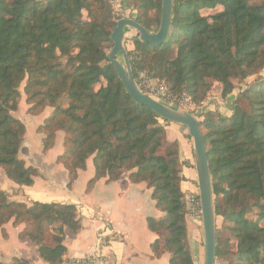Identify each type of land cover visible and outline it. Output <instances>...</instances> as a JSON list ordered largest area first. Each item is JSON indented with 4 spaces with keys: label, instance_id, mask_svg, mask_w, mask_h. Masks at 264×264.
Returning a JSON list of instances; mask_svg holds the SVG:
<instances>
[{
    "label": "trees",
    "instance_id": "obj_1",
    "mask_svg": "<svg viewBox=\"0 0 264 264\" xmlns=\"http://www.w3.org/2000/svg\"><path fill=\"white\" fill-rule=\"evenodd\" d=\"M129 1L138 12L136 22L148 31L159 26L161 0ZM207 11L215 12L205 16ZM115 26L107 0H0V168L18 186L29 187L39 176L18 157L25 127L11 115L25 80L28 112L52 108L37 128L44 135L43 150L53 147L57 131L65 135L56 161L67 172V187L89 159L94 175L88 187L124 173L130 183H145L163 213L147 219L148 229L159 235L153 252L168 251L170 264H193L186 246L178 146L166 142L160 118L132 100L109 63ZM127 56L135 80L145 72L163 81L171 98L186 93L195 104L215 83L225 99L235 81L253 78L233 102L230 117L207 112L197 120L215 226L221 217L227 239L235 242L230 258L216 236L215 259L264 264V0H173L166 41L159 46L133 41ZM9 222H27L19 238L31 241L46 264H63L64 229L75 234L81 228L73 206H27L8 201L0 190V228Z\"/></svg>",
    "mask_w": 264,
    "mask_h": 264
},
{
    "label": "crops",
    "instance_id": "obj_2",
    "mask_svg": "<svg viewBox=\"0 0 264 264\" xmlns=\"http://www.w3.org/2000/svg\"><path fill=\"white\" fill-rule=\"evenodd\" d=\"M124 47L127 52L130 50V46ZM252 81L253 78H248L241 82L225 99L221 98V86L215 83L203 113L213 112L223 118L230 117L233 102ZM21 107L22 104L19 105ZM18 112L12 117L25 127L18 157L26 167L37 169L39 176L29 187L18 186L2 176L0 189L11 202L27 206L33 203H57L75 208L81 228L75 234L68 228L64 229V261L97 250L109 264H170L168 251L161 249L159 254H155L152 250V244L159 235L148 229L147 219H160L163 213L155 206L151 190L146 184L130 183L128 173H124L110 183L100 179L88 187L94 175L89 159L85 170L78 173L77 179L68 188L67 172L56 161L63 153L62 134L57 133L53 147L44 151V135L37 132V128L48 117L49 109L37 115H27L24 110ZM158 122L164 128L166 140L178 146V158L182 166L180 189L185 199L197 192L192 142L186 137L185 127L162 120ZM184 221L186 246L193 264H200L203 260L202 224L187 213ZM21 231V225L14 227L11 223L0 228V261L6 262L17 257L24 264H46L38 257L37 248L31 241L19 238Z\"/></svg>",
    "mask_w": 264,
    "mask_h": 264
},
{
    "label": "water",
    "instance_id": "obj_3",
    "mask_svg": "<svg viewBox=\"0 0 264 264\" xmlns=\"http://www.w3.org/2000/svg\"><path fill=\"white\" fill-rule=\"evenodd\" d=\"M173 0H161V16L156 32L151 33L133 19L122 18L116 22L110 39L112 49L108 55L109 63L115 68L121 84L127 94L137 105H143L155 113L160 119L184 126L192 140L194 166L198 189V198L201 211V224L203 229V263L215 264L216 253V226L211 189L210 170L206 158V150L203 144L198 120L188 112L177 111L165 105L149 95L141 92L134 79L131 65L124 47L126 29L136 31L137 36L132 41L148 43L151 46H159L167 39ZM122 57L123 65L118 61Z\"/></svg>",
    "mask_w": 264,
    "mask_h": 264
},
{
    "label": "rangeland",
    "instance_id": "obj_4",
    "mask_svg": "<svg viewBox=\"0 0 264 264\" xmlns=\"http://www.w3.org/2000/svg\"><path fill=\"white\" fill-rule=\"evenodd\" d=\"M108 1V3H109V5H110V8H111V11H112V15H113V17H114V19H115V22H117L119 19H121V18H118V16H117V12H118V10H120L121 12L119 13L120 15H122L123 17L122 18H128V19H133V20H135L136 21V17H137V15H138V12H137V10L132 6V4L130 3V1L129 0H116V2H111V0H107ZM215 11H207V12H204V15L205 16H209V15H212L213 13H214ZM156 14H157V12H150V16L151 17H154V16H156ZM160 16H161V9H160ZM157 29H158V27H156V26H153V28L150 30V32L151 33H154V32H156L157 31ZM134 36H137V33H136V31H134V30H132V29H130V28H128V29H126V33H125V39H124V46L126 45V46H130L129 47V49L130 50H128V51H131L132 49H133V41L131 40V38L132 37H134ZM113 45V44H112ZM132 45V46H131ZM111 49H112V46H111ZM111 49L110 50H107V52H108V54L110 53V51H111ZM118 60L120 61V62H122L123 63V61H122V57L121 56H119L118 57ZM140 74H144L145 76H147L146 75V73L145 72H139L138 73V75H137V79L135 80L136 81V84L138 85L139 84V82H140V78H139V76H140ZM153 80H157V79H153ZM160 81V80H159ZM25 83H26V81L24 80L23 82H22V84H21V86H20V88H19V93H20V98H19V100H18V108H17V110L15 111V112H12L11 113V115H14L15 113H17L19 110L20 111H25V113L27 114V115H33V114H31V113H29L28 112V110L32 107L31 105H29L27 102H26V95H25V92H24V87H25ZM103 83V82H102ZM239 84H241L240 82H238V81H235V83H234V85L235 86H238ZM215 85H217V86H220L218 83H216ZM214 86V85H213ZM213 88V87H212ZM212 88H211V90L209 91V93L207 94V96H206V98L200 103V104H195V103H193L194 104V109L195 110H191V112H188V109H190V108H187V109H184L182 106H181V104H180V102H179V97H175V96H173L172 98H171V100L170 101H164V100H162V99H158V98H155L154 96H151L152 98H154L155 100H157V101H159V102H161V103H163V104H165V105H168L169 107H171V108H173V109H175V110H177V111H181V112H188V113H192V115L196 118V119H198V120H202V116L205 114V113H203V111H204V105L208 102V98L210 97V93H211V91H212ZM214 90V89H213ZM215 91V90H214ZM20 104H22V107L21 108H19V105ZM24 104V105H23ZM61 104L63 105V106H65L66 105V100L64 99V98H62V101H61ZM197 108H200V110L199 111H196V109ZM46 109H49V111H50V113H49V115L48 116H50V114H51V112H52V108H50V107H44V109L42 108V109H38L37 110V112H39V113H41V112H43L44 110H46ZM200 112V113H199ZM19 113V112H18ZM39 113H37V114H39ZM36 114V115H37ZM17 120V119H16ZM159 120H162V119H159ZM19 121V120H18ZM163 122H166V121H164V120H162ZM184 127V126H183ZM186 129V128H185ZM57 133H59V134H62L61 136H62V142H63V139H64V133H63V131H57L56 133H55V138H56V134ZM186 137H187V139L190 141V142H192V140H191V138L189 137V135H188V132H187V129H186ZM55 138H54V141H55ZM164 139L166 140V138H165V133H164ZM166 142H168L167 140H166ZM168 143H171V142H168ZM173 143V142H172ZM54 145V144H53ZM178 161H179V158H178ZM179 164H180V162H179ZM181 164H180V169H181ZM2 176H5L6 177V175H5V172H4V169L3 168H0V179L2 178ZM7 178V177H6ZM196 187H197V181H196ZM1 190V189H0ZM192 196H198V189H197V192H195V193H193V195ZM248 207V211L250 212V214H253V211L254 210H252L251 208H249V206H248V204L246 205V208ZM9 223H11V222H9ZM8 224V223H7ZM12 224V223H11ZM262 225H264V223H261ZM6 225V224H5ZM4 225V226H5ZM18 225H21L22 226V231L21 232H23L24 230H25V228L27 227V222H23V223H21V224H18ZM18 225H16V226H18ZM12 226H14V227H16L15 225H12ZM3 227V226H2ZM224 227H225V225L223 224V220H222V218L221 217H217L216 218V236H217V238H218V241H221V245H225V248H223V250L225 251V252H228L229 250H230V246H234V244H235V242L234 241H231V240H229V239H227V238H229L228 237V235H227V232L224 230ZM3 230V229H2ZM46 230V232H45V240H47L49 243H50V241H51V235H52V231L50 230V229H45ZM227 255H228V257H230L231 258V254H230V251L227 253ZM14 260H19V261H21L20 259H18L17 257H12L10 260H8V261H6V262H2V261H0V264H12L13 263V261ZM203 261V260H202ZM202 261H201V263H202ZM22 262V261H21ZM228 261H227V258L226 257H218V258H216L215 259V264H228L227 263ZM200 263V264H201Z\"/></svg>",
    "mask_w": 264,
    "mask_h": 264
},
{
    "label": "built area",
    "instance_id": "obj_5",
    "mask_svg": "<svg viewBox=\"0 0 264 264\" xmlns=\"http://www.w3.org/2000/svg\"><path fill=\"white\" fill-rule=\"evenodd\" d=\"M116 2V0H111V2ZM121 11L118 10V18L122 19V15H120ZM140 82L137 85L139 90L147 95L154 96L155 98L162 99L164 101H170L171 97L167 92V86L163 81L153 80L145 76L144 74H140L139 76ZM179 102L184 109H188V112L194 109V104L191 101V98L186 94L182 93L179 96ZM200 108H197L196 111H199ZM200 113V112H199ZM192 114V113H190ZM193 195V194H192ZM186 196L185 197V211L188 215L201 222V211H200V203L198 196ZM63 264H109L105 259L101 256V254L96 250L90 254H87L80 258H73L69 260L63 261Z\"/></svg>",
    "mask_w": 264,
    "mask_h": 264
}]
</instances>
